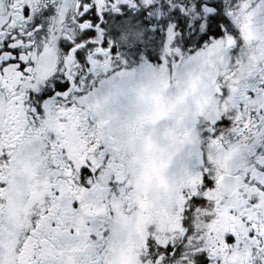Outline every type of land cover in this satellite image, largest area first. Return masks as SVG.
Here are the masks:
<instances>
[{"label":"snow or ice","instance_id":"snow-or-ice-1","mask_svg":"<svg viewBox=\"0 0 264 264\" xmlns=\"http://www.w3.org/2000/svg\"><path fill=\"white\" fill-rule=\"evenodd\" d=\"M0 264H264V0H0Z\"/></svg>","mask_w":264,"mask_h":264}]
</instances>
